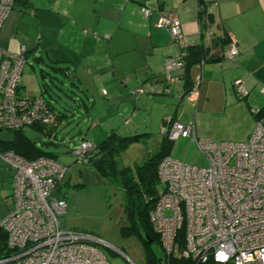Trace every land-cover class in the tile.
I'll return each instance as SVG.
<instances>
[{
	"label": "crops",
	"instance_id": "0c3cea01",
	"mask_svg": "<svg viewBox=\"0 0 264 264\" xmlns=\"http://www.w3.org/2000/svg\"><path fill=\"white\" fill-rule=\"evenodd\" d=\"M199 1L14 0L0 29V42L5 46L1 49L18 53L23 47L26 58L27 53L37 52L34 44L41 45L52 70L64 78L75 76L69 82L70 101L76 102L75 91L91 92L99 84L104 111L89 126L95 143L110 132L120 136L145 134L126 150L148 145L156 152L164 116L182 123L194 120L196 135L214 142L227 140L237 123L243 124L246 140L256 124L264 123V0H201L211 17V37L203 29L207 22L199 12ZM144 6L152 9L149 18L141 13ZM171 12L180 20L187 46L202 44L210 50L201 66L196 62L190 67L187 80L168 85L165 78L162 82L156 79L165 74L166 58L177 56L180 47L155 23ZM231 40L239 47L234 59L225 56ZM15 41L20 42L17 50L9 51ZM36 60L44 62L40 57ZM198 75L200 93L193 116L184 95ZM237 79L246 89L242 97L234 87ZM136 87L143 93L132 94ZM48 101L56 105L53 99ZM84 108L88 110L89 105ZM55 111L56 121L66 119L65 113ZM221 117L232 125H222L218 121Z\"/></svg>",
	"mask_w": 264,
	"mask_h": 264
},
{
	"label": "built area",
	"instance_id": "2783aa9c",
	"mask_svg": "<svg viewBox=\"0 0 264 264\" xmlns=\"http://www.w3.org/2000/svg\"><path fill=\"white\" fill-rule=\"evenodd\" d=\"M13 2L0 0V29ZM141 13L149 18L152 9L144 6ZM180 25L174 12L160 16L155 23L180 47L177 56L164 62L168 85L184 79V49L189 42ZM204 30L211 37L208 23ZM23 53V47L18 53L0 48V131L50 126L55 121V111L43 96L21 92ZM238 54V44L231 40L225 56L234 59ZM203 62L201 58L198 65ZM200 84L198 75L184 95L193 116L197 114ZM234 87L239 96L246 95L241 80H235ZM131 92L138 96L143 89L136 87ZM160 134L172 141L191 139L207 161L198 166L166 156L159 164L160 186L149 220L164 263L177 257L190 258L196 264L208 260L216 264H264V123L256 124L245 141L214 142L196 135L194 120L182 123L164 116ZM93 149L94 142L82 138L71 153L87 163ZM0 164L12 171L11 207L0 221L5 233L4 242H0V264H110L96 238L59 223L67 210L66 200L58 195L67 172L65 165L49 157L26 160L1 149ZM181 231L182 246L178 240Z\"/></svg>",
	"mask_w": 264,
	"mask_h": 264
},
{
	"label": "rangeland",
	"instance_id": "374dc122",
	"mask_svg": "<svg viewBox=\"0 0 264 264\" xmlns=\"http://www.w3.org/2000/svg\"><path fill=\"white\" fill-rule=\"evenodd\" d=\"M14 12H17V9H14ZM4 29L5 26L2 30L3 35ZM19 43L15 41L9 51H16ZM0 48H5L1 42ZM33 49L34 51L37 49V52L27 53L22 69L21 85L25 88L22 94L40 95L42 92V96L47 100L53 99L55 109L62 111L61 113H65L67 117L61 121L57 119V125L50 135L28 126L23 127L21 132L45 151L53 153L56 160L67 167L65 178L58 190V195L67 202L66 213L59 217L60 225L96 238L99 241L98 246L110 264H145L142 240L136 235H123L120 231L122 226L128 224L123 212L122 192L111 187L89 165L79 161L71 153L85 136L94 142V135L89 129L90 122L104 111L99 84H95L91 92L83 89L81 93L75 91L74 94H78L77 100L70 101L72 89L69 82L75 80V76L72 78L70 75L72 79L64 78L61 72L52 70L50 68L52 63L47 61L41 45L34 44ZM37 57L42 58L44 62L37 61ZM91 96L93 100L89 101ZM84 105H89L88 110H85ZM218 121L222 125H232L229 123L230 120L224 117ZM14 135L13 131H0V138L4 140H10ZM243 136V124L237 123L236 129L226 136L228 139L225 141L242 142L245 141ZM96 141L99 142L100 138ZM150 148L148 145L130 147L116 159L118 166L132 167L134 163L142 162L154 153ZM146 149L148 151L145 152ZM145 153L150 154L145 157ZM170 157L198 166L207 163L196 144L185 138H178L172 142ZM11 175L12 171L0 164V221L11 207Z\"/></svg>",
	"mask_w": 264,
	"mask_h": 264
},
{
	"label": "trees",
	"instance_id": "16d2710c",
	"mask_svg": "<svg viewBox=\"0 0 264 264\" xmlns=\"http://www.w3.org/2000/svg\"><path fill=\"white\" fill-rule=\"evenodd\" d=\"M200 5H204L201 0L199 1V6ZM200 10V14L204 16L205 21L210 23L211 17L207 13L206 7L203 6V9L201 8ZM203 29H205V27ZM209 50L210 47L205 48L202 44L185 47L184 80L188 79L190 67L201 58H205ZM61 68L62 67L59 66L58 69ZM45 100L48 102L49 107L55 111V106L47 99ZM56 122L55 119L54 123L50 126L31 127L40 129L43 133L50 135L51 132H53ZM12 131L15 132L12 139L4 140L0 138L1 150H11L26 160H33L39 157L56 159L53 153L45 151L35 141L26 137L21 132V129ZM143 135L145 134L120 136L115 132H110L98 143L94 142V149L86 164L99 174L111 187L118 188L122 192L123 212L128 224L122 226L120 231L126 236H138L144 245L145 264H157L159 258L163 259V253L158 236L151 226L149 213L155 205L158 188L160 186L158 167L163 158L170 156V149L173 141L169 140L166 136H162L158 150L142 162L135 163L132 167H119L116 160L122 152L131 144L138 142ZM140 230L151 239L150 243H147V240L142 238ZM183 235L182 231L179 232L178 240L180 246H182L184 242ZM4 238L5 233L0 228L1 243L4 242ZM167 264H196V262L190 258L171 257ZM201 264L216 263L212 260H208Z\"/></svg>",
	"mask_w": 264,
	"mask_h": 264
},
{
	"label": "water",
	"instance_id": "95a60500",
	"mask_svg": "<svg viewBox=\"0 0 264 264\" xmlns=\"http://www.w3.org/2000/svg\"><path fill=\"white\" fill-rule=\"evenodd\" d=\"M159 78H161V79H159ZM164 78H165V74H161V75L157 76L156 81L159 79V81L162 82V81H164ZM140 234H141L143 239L147 240V243L151 242V239H149L148 236L142 230H140ZM157 264H165V263H164L162 258H159L157 260Z\"/></svg>",
	"mask_w": 264,
	"mask_h": 264
}]
</instances>
